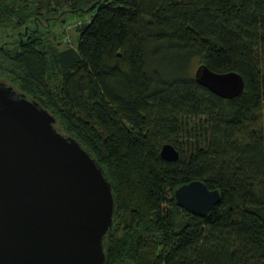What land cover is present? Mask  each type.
Listing matches in <instances>:
<instances>
[{
  "label": "trees",
  "instance_id": "1",
  "mask_svg": "<svg viewBox=\"0 0 264 264\" xmlns=\"http://www.w3.org/2000/svg\"><path fill=\"white\" fill-rule=\"evenodd\" d=\"M61 15L85 20L74 47L41 26ZM0 29V83L111 186L105 264H264V0H0ZM200 65L238 73L243 93L198 85ZM194 181L220 194L207 215L177 205Z\"/></svg>",
  "mask_w": 264,
  "mask_h": 264
},
{
  "label": "water",
  "instance_id": "2",
  "mask_svg": "<svg viewBox=\"0 0 264 264\" xmlns=\"http://www.w3.org/2000/svg\"><path fill=\"white\" fill-rule=\"evenodd\" d=\"M194 79L225 100L244 91L236 72L200 65ZM54 125L39 103L0 83V264H105L103 239L115 212L111 186L95 160ZM160 157L176 162L179 154L165 144ZM175 199L203 216L220 194L194 181Z\"/></svg>",
  "mask_w": 264,
  "mask_h": 264
},
{
  "label": "rangeland",
  "instance_id": "3",
  "mask_svg": "<svg viewBox=\"0 0 264 264\" xmlns=\"http://www.w3.org/2000/svg\"><path fill=\"white\" fill-rule=\"evenodd\" d=\"M43 3L44 2H42V6H43ZM36 7H37L36 9H37V12H38L39 9H40V5H37ZM54 14L55 15L53 16V19L56 18L57 12L54 11ZM45 16H46V14H45ZM36 17L38 19H40V18L43 17V15H41V16L40 15H36ZM63 17H64V15L63 16L61 15V17H57L58 20H57L56 23H54V21H52V20H44L42 22V24H41V21H40L39 24H41V26H43L44 29L49 31L51 37H53V35L56 36V39H57L56 42L59 43V44L61 43L62 48L66 47V46L74 47L75 43H76V40H77V33L75 31V28H76L77 25L79 27L85 20L81 19V20H79V22H77L73 18H67L66 22L63 25V24L60 23V20H62ZM87 17H88V15L86 16V19L90 18V17H88V18ZM52 24H53V26H52ZM74 24H75V26H74ZM50 31H53V32H50ZM0 33H1V29H0ZM2 38L3 39L0 38V41L4 40L5 34H3ZM195 70H196V67L192 70L193 75H194Z\"/></svg>",
  "mask_w": 264,
  "mask_h": 264
},
{
  "label": "built area",
  "instance_id": "4",
  "mask_svg": "<svg viewBox=\"0 0 264 264\" xmlns=\"http://www.w3.org/2000/svg\"><path fill=\"white\" fill-rule=\"evenodd\" d=\"M69 28V27H68Z\"/></svg>",
  "mask_w": 264,
  "mask_h": 264
}]
</instances>
